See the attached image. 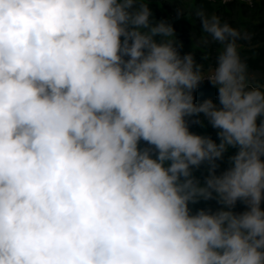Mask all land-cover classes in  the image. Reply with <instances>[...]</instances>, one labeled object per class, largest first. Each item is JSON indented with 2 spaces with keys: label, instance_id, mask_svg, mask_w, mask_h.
I'll list each match as a JSON object with an SVG mask.
<instances>
[{
  "label": "clouds",
  "instance_id": "9594fccd",
  "mask_svg": "<svg viewBox=\"0 0 264 264\" xmlns=\"http://www.w3.org/2000/svg\"><path fill=\"white\" fill-rule=\"evenodd\" d=\"M149 4L0 0V264H264L252 35L198 11L205 72ZM205 80L217 101L196 103ZM201 114L219 142L190 131Z\"/></svg>",
  "mask_w": 264,
  "mask_h": 264
},
{
  "label": "trees",
  "instance_id": "16d2710c",
  "mask_svg": "<svg viewBox=\"0 0 264 264\" xmlns=\"http://www.w3.org/2000/svg\"><path fill=\"white\" fill-rule=\"evenodd\" d=\"M182 1L183 0H150L149 7L153 12V18L156 21L165 20L172 24L175 29L177 39L183 42L181 54L194 53L196 61L204 64V70L211 69L215 65V58L219 45L213 43L205 46L202 43L201 37L207 34L201 32V25H198L200 20L198 18H194V13L190 12L186 16H181V14L177 12L179 5H182L183 3ZM190 3L194 8H199L204 12L208 11L211 15L215 14L220 16L222 20L229 22L233 27L238 28L239 26L232 19L225 18L226 14L222 11L225 6H223L224 4L221 0H191ZM258 3L264 4L263 1ZM258 3H254L253 6H249L248 4L245 5L253 8ZM245 5L242 4L243 7ZM260 9L263 8L260 7ZM261 12L262 10H258L257 13L252 16L253 19L258 20L259 13ZM248 23V27L243 26L242 30L249 32L252 35V38L248 41L240 42V54L242 58L247 61L248 77L250 80V71H264V21H250ZM187 36L190 37L186 39ZM203 57H206V59L203 60ZM217 97V89L207 80H205L195 92L196 103H202L208 99L217 101ZM190 119H195V117ZM204 125L205 126L202 127L199 124L192 123L190 124V131L196 134L210 135L214 140L219 142L217 136V132L219 130L212 128L208 122L204 123ZM142 146H146L144 142H142ZM235 151L236 149H233L231 152L226 153L223 161H217L220 165L217 169L218 174L229 167L227 162L228 157L235 154ZM207 174L206 165H202L199 169H194V175L200 179L201 183H203ZM238 205L239 201L237 202L236 207ZM190 207L194 212L201 208L207 209L208 201L202 200L197 204L190 205Z\"/></svg>",
  "mask_w": 264,
  "mask_h": 264
},
{
  "label": "rangeland",
  "instance_id": "374dc122",
  "mask_svg": "<svg viewBox=\"0 0 264 264\" xmlns=\"http://www.w3.org/2000/svg\"><path fill=\"white\" fill-rule=\"evenodd\" d=\"M182 2L183 3H182V5H179L177 12L180 13L181 16H186L188 13L191 12V13H194V18L199 19V17L197 16V12L202 11V10L199 8H194L190 3L191 0H183ZM258 2H261V0ZM242 4L243 5L247 4L246 0H231L230 2L225 3L223 5L225 7L222 10L223 13L225 12V14H226L225 15L226 19H232L234 22H236L239 25L238 29H242L243 26L248 27V24H249L248 22H250V21H252V22H255V21L263 22L264 21V4L258 3L253 8H250L246 5L243 7ZM260 7H262L263 9H260ZM258 10H262V12L259 13L258 20H254L252 16L254 14H256ZM204 13L207 15H211V13H209L208 11H206ZM198 25L199 26L201 25L200 21H199ZM189 37L190 36H187L186 39ZM208 70L209 69H206L205 72H207ZM249 81L254 86L264 87V71H256V72L250 71V80ZM200 119L204 120V123L208 122L207 119L203 117V114H201ZM262 206H264V205H262ZM220 207H221V205H219L215 201H213V200L208 201L207 209H211L213 212H215V211L219 210ZM245 210H246L245 205L242 202H239V205L235 208L236 212H243Z\"/></svg>",
  "mask_w": 264,
  "mask_h": 264
},
{
  "label": "built area",
  "instance_id": "2783aa9c",
  "mask_svg": "<svg viewBox=\"0 0 264 264\" xmlns=\"http://www.w3.org/2000/svg\"><path fill=\"white\" fill-rule=\"evenodd\" d=\"M231 0H222V2L225 4V3H228L230 2ZM258 1L260 0H246V3L249 5V6H253L254 3H258ZM264 2V0H261Z\"/></svg>",
  "mask_w": 264,
  "mask_h": 264
}]
</instances>
